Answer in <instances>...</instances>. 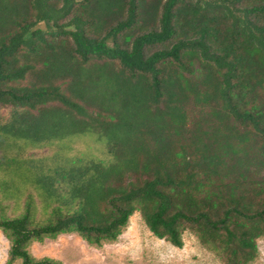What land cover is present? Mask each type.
Wrapping results in <instances>:
<instances>
[{"label":"trees","instance_id":"trees-1","mask_svg":"<svg viewBox=\"0 0 264 264\" xmlns=\"http://www.w3.org/2000/svg\"><path fill=\"white\" fill-rule=\"evenodd\" d=\"M82 135L111 158L8 156ZM0 150L13 173L0 180L17 187L0 188L6 264H64L30 246L63 233L102 246L136 212L178 247L190 231L224 264L252 262L264 0H0ZM23 195L8 214L4 201Z\"/></svg>","mask_w":264,"mask_h":264},{"label":"rangeland","instance_id":"rangeland-1","mask_svg":"<svg viewBox=\"0 0 264 264\" xmlns=\"http://www.w3.org/2000/svg\"><path fill=\"white\" fill-rule=\"evenodd\" d=\"M2 152L0 150V156ZM8 156L24 158H48L64 161L70 157L84 159L96 158L109 160L105 144L94 135H82L51 142L39 146L25 143L9 149ZM58 156V157H55ZM14 165V164H13ZM12 166V165H11ZM11 170L0 169L1 179H10ZM0 188H17L12 181L0 180ZM21 188H33L21 184ZM27 190V189H26ZM1 196V193H0ZM5 200L9 205L8 214L21 213L25 197L20 200ZM38 204L39 200H37ZM10 241L0 229V264H6ZM258 256L248 264H264V236L258 239ZM30 251L36 257L49 256L61 260L64 264H224L212 250L205 247L198 237L190 231L184 233V245L178 247L165 238L157 237L146 225L141 214L136 212L130 217L128 226L119 238L102 246L89 244L77 233H63L57 238H47L44 242H35ZM15 264H22L17 260Z\"/></svg>","mask_w":264,"mask_h":264}]
</instances>
